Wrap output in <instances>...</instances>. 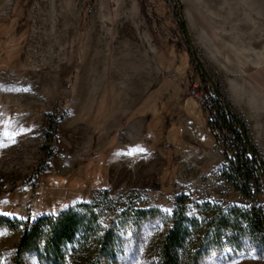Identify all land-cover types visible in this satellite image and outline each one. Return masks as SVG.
Instances as JSON below:
<instances>
[{
  "label": "rangeland",
  "instance_id": "obj_1",
  "mask_svg": "<svg viewBox=\"0 0 264 264\" xmlns=\"http://www.w3.org/2000/svg\"><path fill=\"white\" fill-rule=\"evenodd\" d=\"M216 85L264 158V0H0V214L93 202L86 243L68 244L64 264H156L178 196L199 218L205 203H254L220 174L202 104ZM137 116L148 130L126 146ZM22 226H0V264ZM204 246L198 264H264V246L238 234ZM21 264L48 263L31 250Z\"/></svg>",
  "mask_w": 264,
  "mask_h": 264
},
{
  "label": "trees",
  "instance_id": "obj_2",
  "mask_svg": "<svg viewBox=\"0 0 264 264\" xmlns=\"http://www.w3.org/2000/svg\"><path fill=\"white\" fill-rule=\"evenodd\" d=\"M184 30V23H180L179 32ZM204 75H201V81L208 85ZM202 104L207 114V129L224 156L221 176L236 194L254 203L246 208L205 203L201 206L205 217L199 218L188 214L189 197L184 194L178 196L170 219L171 226L157 243L156 264H198L206 241H221L222 237L228 239L229 234H238L264 246V210L260 204H255L264 193V158L250 138L246 121L235 111L218 85L203 98ZM45 137L41 148L48 159L52 155L51 144L56 141L54 120L49 122ZM77 206L81 211L69 207L25 221L0 214V226L17 228L19 224L23 225L9 264H21L22 255L31 250H37L48 264H64L66 246L72 243L79 247L84 245L86 239L79 237L77 240V237L92 227L97 216L95 203L81 202Z\"/></svg>",
  "mask_w": 264,
  "mask_h": 264
},
{
  "label": "crops",
  "instance_id": "obj_3",
  "mask_svg": "<svg viewBox=\"0 0 264 264\" xmlns=\"http://www.w3.org/2000/svg\"><path fill=\"white\" fill-rule=\"evenodd\" d=\"M148 122L149 120L146 116H137L131 120L121 133L120 141L124 145L129 146L132 141L143 138L148 130Z\"/></svg>",
  "mask_w": 264,
  "mask_h": 264
},
{
  "label": "built area",
  "instance_id": "obj_4",
  "mask_svg": "<svg viewBox=\"0 0 264 264\" xmlns=\"http://www.w3.org/2000/svg\"><path fill=\"white\" fill-rule=\"evenodd\" d=\"M113 206H114L113 202H109L107 205L108 208H113Z\"/></svg>",
  "mask_w": 264,
  "mask_h": 264
},
{
  "label": "snow or ice",
  "instance_id": "obj_5",
  "mask_svg": "<svg viewBox=\"0 0 264 264\" xmlns=\"http://www.w3.org/2000/svg\"><path fill=\"white\" fill-rule=\"evenodd\" d=\"M14 142V141H13ZM5 215H10V214H8V213H5Z\"/></svg>",
  "mask_w": 264,
  "mask_h": 264
}]
</instances>
